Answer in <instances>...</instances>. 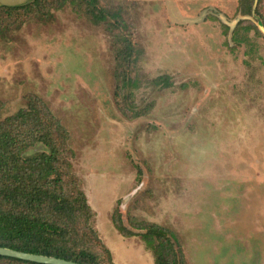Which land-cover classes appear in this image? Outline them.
Segmentation results:
<instances>
[{
  "label": "rangeland",
  "instance_id": "rangeland-1",
  "mask_svg": "<svg viewBox=\"0 0 264 264\" xmlns=\"http://www.w3.org/2000/svg\"><path fill=\"white\" fill-rule=\"evenodd\" d=\"M60 1L0 9V122L49 107L114 264H155L116 211L174 232L186 264H264V0H97L142 50L134 101L154 109L134 121L115 103V22Z\"/></svg>",
  "mask_w": 264,
  "mask_h": 264
},
{
  "label": "trees",
  "instance_id": "trees-1",
  "mask_svg": "<svg viewBox=\"0 0 264 264\" xmlns=\"http://www.w3.org/2000/svg\"><path fill=\"white\" fill-rule=\"evenodd\" d=\"M42 1L32 0L18 7L0 5V9L16 11ZM68 1L61 0L59 7ZM248 1L244 0L243 4ZM71 3H79L97 24L108 18L115 22L109 31L114 36L116 53V106L130 121L148 116L154 104L137 109L134 101L140 88L137 70L142 50L132 34L129 38V33L126 36L123 33L125 24L120 14L98 9L97 0H71ZM251 7L245 14H253ZM241 29L259 34L255 26ZM157 83L170 86L165 77ZM69 140V133L61 122L35 97L28 99L25 109L0 122V248L77 264H104V256L108 264H114L111 251L92 224L97 215L72 174L71 161L75 154L68 148ZM112 220L124 238L142 239L153 253L155 264H186L177 235L171 230L157 224H138L129 218L133 228L130 231L119 211ZM96 246L102 248L103 254L98 253ZM0 264L36 263L0 256Z\"/></svg>",
  "mask_w": 264,
  "mask_h": 264
},
{
  "label": "water",
  "instance_id": "water-1",
  "mask_svg": "<svg viewBox=\"0 0 264 264\" xmlns=\"http://www.w3.org/2000/svg\"><path fill=\"white\" fill-rule=\"evenodd\" d=\"M32 0H11L12 5L15 6H9V7H18L25 5L29 3ZM18 5V6H16ZM263 30V29H262ZM0 256L4 257H10L14 259H19L27 262H32L36 264H77L74 262H69L66 260L46 257V256H40V255H33L23 252H18L10 249L0 248Z\"/></svg>",
  "mask_w": 264,
  "mask_h": 264
}]
</instances>
